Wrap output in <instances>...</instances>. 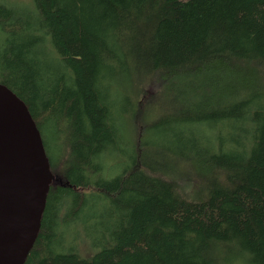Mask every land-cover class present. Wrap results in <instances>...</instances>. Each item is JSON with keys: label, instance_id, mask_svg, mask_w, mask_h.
Here are the masks:
<instances>
[{"label": "trees", "instance_id": "trees-1", "mask_svg": "<svg viewBox=\"0 0 264 264\" xmlns=\"http://www.w3.org/2000/svg\"><path fill=\"white\" fill-rule=\"evenodd\" d=\"M33 1L14 42L0 0V83L54 174L24 264H264V0Z\"/></svg>", "mask_w": 264, "mask_h": 264}, {"label": "water", "instance_id": "water-1", "mask_svg": "<svg viewBox=\"0 0 264 264\" xmlns=\"http://www.w3.org/2000/svg\"><path fill=\"white\" fill-rule=\"evenodd\" d=\"M54 174L27 104L0 83V264H24Z\"/></svg>", "mask_w": 264, "mask_h": 264}, {"label": "rangeland", "instance_id": "rangeland-1", "mask_svg": "<svg viewBox=\"0 0 264 264\" xmlns=\"http://www.w3.org/2000/svg\"><path fill=\"white\" fill-rule=\"evenodd\" d=\"M3 3H5L7 6L14 8L15 10L19 11L21 13V17H22V21H23V25H24V29L23 31H20L19 33L11 36L10 38H12V40L15 42L17 38H20L22 40V42H26V40L30 37V35L32 33L34 34H39L40 30H38L37 28H28L27 27V21H28V11L31 10V12H35V3L33 0H1ZM10 36V35H9ZM0 40H2V37H0ZM1 45L2 42L0 41V51H1ZM38 51L41 52L42 55H45L49 53L48 49H43L42 45L38 46ZM49 59V57L47 58ZM119 85H121V87L123 86L124 88H126V86L122 83V80H118L117 82ZM131 81H128L126 84H130ZM137 87L135 86V84H133V86L131 87L130 91H128V89L126 88V93H133L136 94L137 93ZM125 94V91L122 90L120 91V97H122ZM119 97V98H120ZM135 100H139L141 97V93H139V95H134ZM127 126V125H126ZM138 133V130L135 134V128L133 124H129L128 125V139L130 140H134V143L137 144V142H139V139L142 138L143 134L142 133ZM124 159V158H123ZM123 159H120V161H122ZM185 194L188 195L189 192L185 191ZM94 230L89 229L86 227V225H83V223H78V228H77V237H84V235H88L90 233H92L91 231ZM92 238H90L91 240L93 238H96L98 236H100V234L97 233H92ZM73 240V239H72ZM78 242V239L75 240L74 242ZM80 245V250L82 253H84V255L89 256L92 254L91 250H89L88 245L84 242L79 244Z\"/></svg>", "mask_w": 264, "mask_h": 264}]
</instances>
